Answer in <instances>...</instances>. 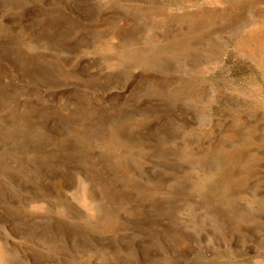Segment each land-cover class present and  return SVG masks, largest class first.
Listing matches in <instances>:
<instances>
[{"label":"rangeland","instance_id":"1","mask_svg":"<svg viewBox=\"0 0 264 264\" xmlns=\"http://www.w3.org/2000/svg\"><path fill=\"white\" fill-rule=\"evenodd\" d=\"M242 263L264 0H0V264Z\"/></svg>","mask_w":264,"mask_h":264},{"label":"bare ground","instance_id":"2","mask_svg":"<svg viewBox=\"0 0 264 264\" xmlns=\"http://www.w3.org/2000/svg\"><path fill=\"white\" fill-rule=\"evenodd\" d=\"M262 3H263V2H262ZM166 16H167V15H166ZM167 18H168V17H167ZM254 22H255V21H254ZM260 22H261V21H260ZM260 22H259V23H260ZM257 23H258V22H257ZM259 23H258V24H259ZM250 25H251V23H250ZM250 25H248V23H247V26L250 27ZM252 25H253V24H252ZM259 25H260V24H259ZM254 26H256V25H254ZM252 28H253V27H252ZM256 28H257V26H256ZM248 30H249V28H248ZM250 32H251V31H250ZM240 38H243V37L241 36ZM88 206H89V204H88ZM89 210H90V209H89ZM242 264H243V263H242ZM257 264H258V263H257Z\"/></svg>","mask_w":264,"mask_h":264}]
</instances>
